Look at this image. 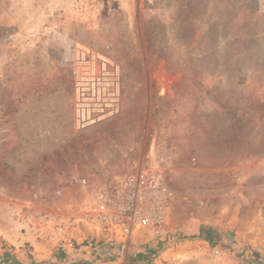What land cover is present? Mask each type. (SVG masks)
I'll return each mask as SVG.
<instances>
[{
    "label": "rangeland",
    "instance_id": "1",
    "mask_svg": "<svg viewBox=\"0 0 264 264\" xmlns=\"http://www.w3.org/2000/svg\"><path fill=\"white\" fill-rule=\"evenodd\" d=\"M132 178L172 195L160 233L46 236ZM15 245L27 264H264V0H0V253Z\"/></svg>",
    "mask_w": 264,
    "mask_h": 264
},
{
    "label": "built area",
    "instance_id": "2",
    "mask_svg": "<svg viewBox=\"0 0 264 264\" xmlns=\"http://www.w3.org/2000/svg\"><path fill=\"white\" fill-rule=\"evenodd\" d=\"M80 183L85 184V181ZM171 201L172 195L166 189H155V186H152L148 196H144L141 181L132 178L127 181L126 192L121 199L108 200L99 205L93 204L78 215L60 216L46 236L55 241H63L69 238L66 233L68 228L75 225L92 231H105L122 241H128L132 235L143 232L158 234L169 215ZM61 246L68 248L66 245ZM89 264L117 263L95 261Z\"/></svg>",
    "mask_w": 264,
    "mask_h": 264
},
{
    "label": "trees",
    "instance_id": "3",
    "mask_svg": "<svg viewBox=\"0 0 264 264\" xmlns=\"http://www.w3.org/2000/svg\"><path fill=\"white\" fill-rule=\"evenodd\" d=\"M196 238L199 239L200 241L207 243L210 247L215 246L219 240L216 231H214L209 227H204V226H201L199 228V232ZM146 258L149 259V255H143L140 253L137 255V261H144L143 259ZM52 259H53V263L51 264H61L63 261L68 259V255L64 251L59 249L52 256ZM0 264H25V263L20 258H18L17 254L12 248L11 250L1 251ZM259 264L262 263L259 261Z\"/></svg>",
    "mask_w": 264,
    "mask_h": 264
},
{
    "label": "crops",
    "instance_id": "4",
    "mask_svg": "<svg viewBox=\"0 0 264 264\" xmlns=\"http://www.w3.org/2000/svg\"><path fill=\"white\" fill-rule=\"evenodd\" d=\"M16 246V249H15V253L17 254V256H18V258H20L19 257V254H21V252L19 251V245H15ZM36 250V249H35ZM68 251H69V249L67 250V251H64L66 254H68ZM21 259V258H20ZM22 260V259H21ZM25 264H27V263H25Z\"/></svg>",
    "mask_w": 264,
    "mask_h": 264
}]
</instances>
